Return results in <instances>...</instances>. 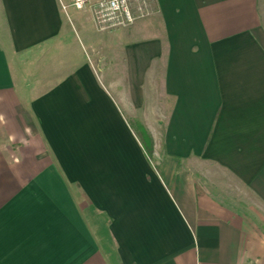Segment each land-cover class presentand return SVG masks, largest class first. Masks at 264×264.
I'll return each instance as SVG.
<instances>
[{
  "label": "crops",
  "instance_id": "obj_1",
  "mask_svg": "<svg viewBox=\"0 0 264 264\" xmlns=\"http://www.w3.org/2000/svg\"><path fill=\"white\" fill-rule=\"evenodd\" d=\"M72 2L0 0V264H264V0Z\"/></svg>",
  "mask_w": 264,
  "mask_h": 264
},
{
  "label": "built area",
  "instance_id": "obj_2",
  "mask_svg": "<svg viewBox=\"0 0 264 264\" xmlns=\"http://www.w3.org/2000/svg\"><path fill=\"white\" fill-rule=\"evenodd\" d=\"M72 6L79 10L92 6L94 20L102 30L130 26L150 13V0H73Z\"/></svg>",
  "mask_w": 264,
  "mask_h": 264
},
{
  "label": "rangeland",
  "instance_id": "obj_3",
  "mask_svg": "<svg viewBox=\"0 0 264 264\" xmlns=\"http://www.w3.org/2000/svg\"><path fill=\"white\" fill-rule=\"evenodd\" d=\"M97 30V28H96ZM102 30V29H101ZM113 30H116L117 29H108V30H103V31H98L104 35H107V37L109 36V42L111 41V34L113 33ZM127 30V29H126ZM125 30V31H126ZM119 31V30H118ZM115 32V31H114ZM116 38H114L115 40ZM95 41V39H94ZM61 42V43H60ZM94 43V42H93ZM57 44H63L62 41H58L56 42L55 44H53V47H52V44H49L48 45V48L47 47H42L41 49L39 50H36L34 51L33 53H31L30 57L31 58V61L29 62L28 66H30L28 68V71L30 74H33V73H39L38 74V78L40 77V79H42L43 77V73H51L54 69L56 70V72H58L59 69H61V65H60V60L59 58H56L55 55L57 54L59 48L57 47ZM55 46V47H54ZM62 49V47H60V50ZM64 50V49H63ZM63 50L61 52H63ZM87 52L91 55H93V59H96L98 58L100 55L97 54L99 53V51H96L95 49V45L93 46H88L87 47ZM55 58V59H54ZM54 63V64H53ZM61 66V67H60ZM52 70V71H51ZM48 73V74H49ZM45 75V74H44ZM47 75V74H46ZM48 76V75H47ZM36 80V79H35ZM35 80H32L33 82ZM32 82V83H33ZM31 83V82H30ZM136 124V123H135ZM136 129L141 132V129L139 128V125L138 123L135 125ZM137 131V132H138ZM144 133V131H143ZM139 134V133H138ZM145 134V133H144ZM147 135V134H146ZM142 136V135H141ZM147 139H150L149 138V135H147ZM149 152V151H148ZM149 154L151 155V153L149 152ZM156 165H158V163H155Z\"/></svg>",
  "mask_w": 264,
  "mask_h": 264
},
{
  "label": "trees",
  "instance_id": "obj_4",
  "mask_svg": "<svg viewBox=\"0 0 264 264\" xmlns=\"http://www.w3.org/2000/svg\"><path fill=\"white\" fill-rule=\"evenodd\" d=\"M150 149H152V147H150Z\"/></svg>",
  "mask_w": 264,
  "mask_h": 264
}]
</instances>
